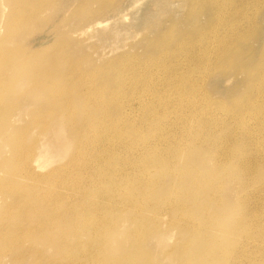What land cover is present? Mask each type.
I'll return each instance as SVG.
<instances>
[{
    "label": "rangeland",
    "instance_id": "1",
    "mask_svg": "<svg viewBox=\"0 0 264 264\" xmlns=\"http://www.w3.org/2000/svg\"><path fill=\"white\" fill-rule=\"evenodd\" d=\"M0 31V55L20 61H0V120L12 122L0 131V186L23 191L20 206L0 193V237L25 218L46 231L25 245L64 264H87L88 251L90 264H264V0H0ZM33 68L40 93L20 81ZM20 168L24 180L7 179ZM44 204L64 222L50 228ZM64 231L68 247L54 250ZM5 244L0 264H37L14 262Z\"/></svg>",
    "mask_w": 264,
    "mask_h": 264
},
{
    "label": "bare ground",
    "instance_id": "2",
    "mask_svg": "<svg viewBox=\"0 0 264 264\" xmlns=\"http://www.w3.org/2000/svg\"><path fill=\"white\" fill-rule=\"evenodd\" d=\"M40 1V0H39ZM43 2V1H42ZM41 2V3H42ZM82 2V1H81ZM17 3V2H16ZM23 3V2H22ZM21 3V4H22ZM204 3V2H203ZM18 4H19V2H18ZM24 4H26V3H24ZM27 4H28V2H27ZM2 5V4H1ZM3 6V5H2ZM16 6V5H15ZM24 5H22L21 7L22 8H24L23 7ZM17 7H18V5H17ZM27 8V7H26ZM31 9V8H30ZM213 9V8H212ZM18 10H19V8H18ZM18 10H17V12H18ZM25 10V9H24ZM35 9H33V11H34ZM37 10H39V9H37ZM36 11V10H35ZM34 11V12H35ZM25 12V11H24ZM213 12H214V10H213ZM21 15V14H20ZM23 15H24V13H23ZM30 15H32V14H30ZM13 17H15V15H13ZM15 18H17V17H15ZM14 18V19H15ZM14 19L12 20L13 22H14ZM20 19H21V17H20ZM22 19H24V18H22ZM18 21V20H17ZM12 22V23H13ZM16 22V21H15ZM221 24V23H220ZM225 24H227V23H225ZM229 24V23H228ZM14 26V25H13ZM208 26V25H207ZM214 26V25H213ZM225 26V25H224ZM225 27H227V26H225ZM168 28H170V27H168ZM202 29V28H201ZM220 29V28H219ZM218 29V30H219ZM228 29V28H227ZM200 31V30H199ZM220 31V30H219ZM1 32V31H0ZM199 33V32H198ZM198 33H197V35H198ZM214 33V32H213ZM189 34V33H188ZM208 34V33H207ZM162 35V34H161ZM169 35V34H168ZM167 35V36H168ZM206 35V34H205ZM164 36V35H163ZM163 36H161V38H163ZM189 37V36H188ZM192 37V36H191ZM194 37H196V36H194ZM6 38V36L5 35H3L0 39H5ZM169 38H170V36H169ZM203 38V37H202ZM185 39H186V37H185ZM194 39V38H193ZM163 40V39H162ZM166 40H167V38H166ZM183 40V39H182ZM210 40V39H209ZM178 41V40H177ZM189 41V40H188ZM192 41V40H191ZM203 41V40H202ZM210 41H212V40H210ZM157 42V41H156ZM156 42H155V44H156ZM167 42H168V40H167ZM166 42V43H167ZM174 43V42H173ZM176 43V42H175ZM204 43V42H203ZM161 44H163V42L161 43ZM160 44V45H161ZM194 45V44H193ZM162 46V45H161ZM165 46H166V44H165ZM173 46V45H172ZM222 46V45H221ZM230 46V45H229ZM219 47V46H218ZM161 48V47H160ZM163 48H164V46H163ZM194 48H195V46H194ZM226 48V47H225ZM165 49V48H164ZM218 49V48H217ZM175 50V49H174ZM211 50V49H210ZM220 50H221V48H220ZM227 50H228V48H227ZM29 51V50H28ZM160 51V50H159ZM224 52H226L225 51V49L223 50ZM31 52V51H30ZM29 52V53H30ZM223 53V52H222ZM21 54V53H20ZM20 54H18V55H20ZM25 54V53H24ZM23 54V55H24ZM231 55H236V52L235 51H232L231 52ZM21 58V57H20ZM2 60H4V61H7L8 60V63L9 62H12V61H14L15 60V64H13V66H15L16 64H18L20 61H19V56H17V54H12V53H8V52H3L2 53V55H0V61H2ZM209 60V59H208ZM4 61H2V62H4ZM211 62H213V61H211ZM119 63V62H118ZM214 64V63H213ZM12 66V67H13ZM18 66V65H17ZM115 66V65H114ZM74 67V66H73ZM120 67V66H119ZM15 68H16V66H15ZM26 69H27V67H26ZM34 69V70H33ZM32 70H33V72H36V74H34L33 75V77H28V78H26V77H22L21 79H20V81H23L24 83H30V82H36V85L38 86L39 85V83H40V78H38V73H37V71H36V68H33ZM75 69H76V67H75ZM48 70V69H47ZM74 70V69H73ZM77 70H79V69H77ZM10 71V66H6V68L5 69H3V68H1L0 69V94L2 93V89L4 88V86H6V85H4V80L6 81V79L8 78L7 76H6V74L8 73ZM71 71V70H70ZM255 71V70H254ZM261 71V70H260ZM263 71V70H262ZM72 72H75V71H72ZM256 72H257V70H256ZM47 73V72H46ZM54 74V73H53ZM50 75H51V73H50ZM261 75H264V73L263 74H261ZM6 76V77H5ZM5 77V78H4ZM13 80V79H12ZM12 80H10V82L12 81ZM187 80V79H186ZM19 81V82H20ZM42 82V81H41ZM58 82V81H57ZM64 82V81H63ZM69 82V81H68ZM65 83H66V81H65ZM43 84L44 85H46V88H42V89H44V90H49V91H53V92H56L55 91V87H54V84H53V82H49L47 79L43 82ZM184 84H186V83H184ZM21 85H22V83H21ZM43 85V87H45ZM65 85H67V83L65 84ZM107 85V84H106ZM186 85H188V84H186ZM23 86V85H22ZM71 86V85H70ZM185 86V85H184ZM58 87H60V86H58ZM62 87H63V85H62ZM252 87V86H251ZM64 88V87H63ZM69 88H71V87H69ZM253 88H255V87H253ZM60 89H62L61 87H60ZM59 89V90H60ZM107 89V88H106ZM252 89V88H251ZM256 89V88H255ZM260 89V88H259ZM58 90V91H59ZM118 90V89H117ZM40 91H41V89H40V87L38 86V88H37V90H35V93H40ZM98 91V90H97ZM104 91H106V90H104ZM264 91V90H263ZM263 91H261V92H263ZM108 92V91H107ZM185 92V91H184ZM251 92H252V90H251ZM52 93V92H51ZM75 93V92H74ZM255 93V92H254ZM257 93H260V92H257ZM50 94V93H49ZM55 94V93H54ZM59 94V93H58ZM57 94V95H58ZM97 94H98V92H97ZM97 94H95V95H97ZM263 94V93H262ZM60 95V94H59ZM68 95V94H67ZM66 95V96H67ZM70 95V94H69ZM250 95V94H249ZM253 95H255V96H257L258 97V95H256V94H253ZM1 96V95H0ZM66 96H65V98H66ZM80 96V95H79ZM82 96V95H81ZM260 96H261V94H260ZM83 97V96H82ZM246 97H248V96H246ZM253 97V96H252ZM257 97H256V99H257ZM262 97V96H261ZM260 97V98H261ZM109 97H107V99H108ZM259 98V97H258ZM63 99V98H62ZM107 99H105V100H107ZM246 99V98H245ZM248 99V98H247ZM251 99V98H250ZM255 99V98H254ZM256 99H255V101H256ZM24 100V99H23ZM64 100V99H63ZM259 100V99H258ZM260 100H262V99H260ZM251 101V100H250ZM246 102V104H248L249 105V103L247 102V101H245ZM258 102V101H257ZM4 103V102H3ZM71 103V102H70ZM115 103V102H114ZM255 103V102H254ZM254 103H253V105H254ZM6 104V103H5ZM243 104V103H242ZM4 105V104H3ZM8 105V103L6 104V106ZM47 105H50L51 107H53L54 106V99H50L49 101H47ZM118 105V104H117ZM252 105V104H251ZM250 105V106H251ZM2 106V105H1ZM118 106H120V105H118ZM245 106V105H244ZM3 107V106H2ZM5 107V106H4ZM83 107V106H82ZM258 107H259V105H258ZM258 107H255V111H256V108H258ZM251 108V107H250ZM253 108V107H252ZM251 108V109H252ZM65 109V111H66V107L64 108ZM73 109V108H72ZM245 109H246V107H245ZM245 109H244V112H245ZM248 109H249V106H248ZM3 110V109H2ZM51 110V109H50ZM4 111V110H3ZM75 111V110H74ZM252 112H253V110H251ZM258 111V110H257ZM248 112V111H247ZM1 113H3V112H1ZM73 112H71V114H72ZM249 113V112H248ZM70 114V113H69ZM82 114V113H81ZM64 115H65V112H64ZM67 115V114H66ZM65 115V116H66ZM18 116V115H17ZM16 117V116H15ZM89 118V117H88ZM101 118V117H100ZM39 119H41V118H39ZM39 119L37 118L36 120H38L39 121ZM43 119V118H42ZM20 120V119H19ZM73 119H71V121H72ZM100 120V119H99ZM41 121H44V119L43 120H41ZM81 121V120H80ZM101 121V120H100ZM0 122H2V123H0V131H1V129L3 128V127H6L7 126V128L8 127H11L12 126V122L10 123L9 121H7V122H4L2 119L0 120ZM20 122V121H19ZM37 122V121H36ZM89 122H91V121H89ZM96 122V121H95ZM43 123V122H42ZM82 123V122H81ZM44 124H45V121H44ZM43 124V125H44ZM47 124V123H46ZM45 124V125H46ZM115 124V123H114ZM42 125V126H43ZM45 125H44V127H45ZM79 125V124H78ZM86 125V124H85ZM25 128H27L26 126H24ZM114 127H115V125H114ZM130 127H132V126H130ZM42 129V128H41ZM80 129V128H79ZM84 129V128H83ZM90 129V128H89ZM104 129H106V128H104ZM33 130V129H32ZM76 131H77V129H76ZM79 131H81L82 132V130H79ZM78 131V132H79ZM33 132V131H32ZM20 133V132H19ZM53 133V132H52ZM80 133V132H79ZM91 133V132H90ZM24 135V134H23ZM20 136H21V134H20ZM16 137H17V139H18V136H17V134H16ZM76 137V136H75ZM16 139V140H17ZM34 140H36V139H34ZM87 140V139H86ZM18 141V140H17ZM42 141V140H41ZM22 142V141H21ZM39 142V141H38ZM32 143V142H31ZM40 143V142H39ZM50 143V142H49ZM19 144V143H18ZM23 144V143H22ZM35 144V143H34ZM53 144V143H52ZM15 145H17V144H15ZM28 145H30V144H28ZM43 145V144H42ZM87 145V144H86ZM24 146H26V144H24L23 145V147ZM37 146H38V144H37ZM19 147H22V146H19ZM22 147V148H23ZM40 147V146H39ZM16 148H17V146H16ZM51 150V149H50ZM22 151V150H21ZM44 151V150H43ZM42 151V152H43ZM46 151V150H45ZM48 151V150H47ZM15 152V151H14ZM23 153L22 154H20V156L18 155V161H19V163L20 164H23L24 162L26 163V164H29V168H30V163L29 162H27V160H26V157H25V152L24 151H22ZM39 152V151H38ZM50 152V151H49ZM49 152L48 153H45L46 155L47 154H49ZM21 153V152H20ZM29 153V155H31L32 154V149H30L29 151H27L26 150V155ZM51 153V152H50ZM53 153V152H52ZM51 153V154H52ZM33 155H35V154H33ZM37 156L33 159V162H35V164L36 163H38V161H40V163H43V164H45V162H47L48 160L47 159H45V160H40V157H41V154H40V152L39 153H37L36 154ZM42 155H44L43 153H42ZM28 156V155H27ZM49 156H51V155H49ZM16 157V156H15ZM33 157V156H32ZM55 157V156H54ZM153 157V156H152ZM152 157H151V160H153L152 159ZM28 158V157H27ZM23 159H24V161H23ZM156 159V158H155ZM30 160V159H29ZM17 161V160H16ZM31 161V160H30ZM53 161V160H52ZM155 161V160H154ZM166 161V160H165ZM164 161V162H165ZM81 162V161H80ZM112 162V161H111ZM151 162V161H150ZM18 163V162H17ZM43 164H37L38 166H42ZM114 164V163H113ZM156 164H157V162H156ZM167 164V163H166ZM109 165V164H108ZM112 165V164H111ZM117 165V164H116ZM32 166V165H31ZM37 166V167H38ZM28 167V166H27ZM36 167V166H35ZM44 167V166H43ZM66 167H67V165H66ZM17 168V167H16ZM32 168V167H31ZM38 168H40V167H38ZM23 168H20V170H19V173H18V176H15V175H13L14 174V172H16L17 170H15L14 172H13V176H9V178H7V179H9L11 182L12 181H18V180H21V179H23L24 178V176H28L27 174V172L26 173H24V174H22V172H21V174H20V171L22 170ZM33 169V168H32ZM41 169V168H40ZM43 169V168H42ZM148 169V168H147ZM113 170V169H112ZM6 171V170H5ZM24 171V170H23ZM36 171V170H35ZM44 171V170H43ZM42 171V172H43ZM74 171V170H73ZM32 172V171H31ZM34 172V171H33ZM44 172H46L47 173V171H44ZM102 172V171H101ZM101 172H100V174H101ZM121 172V171H120ZM124 172H125V170H124ZM1 173V172H0ZM39 173V172H38ZM72 173V172H71ZM99 173V172H98ZM109 173V172H108ZM108 173H107V175H108ZM30 174V173H29ZM53 174H55V173H53ZM106 174V173H105ZM44 175V174H43ZM70 175V174H69ZM73 175V174H72ZM80 175V174H79ZM97 175V174H96ZM107 175H106V178H107ZM110 173H109V177H110ZM117 175H119V174H117ZM120 175H122V174H120ZM119 175V176H120ZM3 176V175H2ZM61 176V175H60ZM99 176V175H98ZM101 176V175H100ZM112 176V175H111ZM17 177H18V180H16L17 179ZM33 177V176H32ZM113 177V176H112ZM70 178H71V176H70ZM69 178V179H70ZM120 179H121V177H119ZM29 179V178H28ZM28 179H26L25 178V180L27 181ZM24 180V179H23ZM54 180V179H53ZM82 180V179H81ZM118 180V179H117ZM29 181V180H28ZM38 181H40V180H38ZM70 181V180H69ZM121 181V180H120ZM4 182V181H3ZM14 182H13V184H14ZM30 182H31V180H30ZM37 182V181H36ZM41 182V181H40ZM104 182H106V181H104ZM104 182H103V184H104ZM122 182V181H121ZM16 183V182H15ZM33 183V182H32ZM38 183V182H37ZM46 183V182H45ZM117 183V182H116ZM8 184V183H7ZM12 184V185H13ZM28 184V183H27ZM27 184H25V185H27ZM47 184V183H46ZM118 184H119V182H118ZM195 184V183H194ZM9 185V184H8ZM15 185V184H14ZM17 185H18V183H17ZM38 185V184H37ZM48 185V184H47ZM61 185V184H60ZM116 185V184H115ZM33 186V185H32ZM44 186H46L45 184H44ZM54 187H55V185H53ZM82 186H83V184H82ZM85 186V185H84ZM17 187H19V186H17ZM25 187V186H24ZM34 187V186H33ZM33 187H31V190H32V188ZM49 187H51V186H49ZM61 187H62V185H61ZM69 187V186H68ZM73 187V186H72ZM102 187V186H101ZM218 187H219V185H218ZM21 188H23V187H21ZM43 188V187H42ZM45 188V187H44ZM47 188H48V186H47ZM56 188H57V186H56ZM70 188H71V186H70ZM82 188H84V187H82ZM120 187H118V189H119ZM17 189V188H16ZM100 189V188H99ZM125 188H123V190H124ZM173 189V188H172ZM179 189V188H178ZM36 190V189H35ZM39 190V189H38ZM38 190H36V192L38 191ZM41 190H43V189H41ZM40 190V191H41ZM47 190V189H46ZM49 190V189H48ZM66 190V189H65ZM90 190V188L88 189V190H86V191H89ZM96 190V189H95ZM115 190V189H114ZM120 190V189H119ZM129 190V189H128ZM130 190H131V188H130ZM22 191V190H21ZM21 191H16L17 193H21ZM24 191H25V189H24ZM34 191V190H33ZM33 191H32V193H33ZM54 191V190H53ZM148 191V190H147ZM173 191H174V189H173ZM13 193L12 192V190H11V188H9V187H7V186H5V185H3V186H0V193L1 194H3L4 196L3 197H9L10 199H11V202H10V204L9 205H11L12 203H13V205H17L18 203H19V206H20V203L22 202V199L21 198H19V195H17V193ZM23 192V191H22ZM26 192V191H25ZM39 192V191H38ZM37 192V193H38ZM67 193H68V191H66ZM76 192L77 191H75V193L74 194H76ZM89 192H92L91 190L89 191ZM115 192V191H114ZM139 192V191H138ZM217 192V191H216ZM27 193V192H26ZM37 193H35V194H37ZM54 193V192H53ZM57 193V192H56ZM73 193V192H72ZM94 193V192H93ZM45 194V193H44ZM44 194H41V195H44ZM61 194V193H60ZM73 194V195H74ZM101 194V193H100ZM129 194V193H128ZM49 196H50V194H48ZM62 195V194H61ZM99 195V194H98ZM116 195V194H115ZM135 195V194H134ZM45 196H46V194H45ZM48 196V197H49ZM77 196V195H76ZM81 196V195H80ZM93 196V195H92ZM95 196V195H94ZM93 196V197H94ZM128 196V195H127ZM146 196V195H145ZM32 197H33V194H32ZM50 197H52V196H50ZM56 197V196H55ZM58 197V196H57ZM56 197V198H57ZM69 197V196H68ZM73 197H75V196H73ZM96 197H98V196H96ZM111 197V196H110ZM113 197V196H112ZM147 197V196H146ZM37 199H38V197H36ZM61 198V197H60ZM79 198V197H78ZM82 198V197H81ZM80 198V199H81ZM89 198V197H88ZM107 198H109V197H107ZM46 199V198H45ZM69 199V198H68ZM85 199V198H84ZM83 199V200H84ZM102 199V198H101ZM106 199V198H105ZM112 199V198H111ZM128 199V198H127ZM24 200V199H23ZM39 200V199H38ZM51 200V199H50ZM66 200V199H65ZM72 200V199H71ZM94 200H97L96 198L94 199ZM103 200V199H102ZM107 200H109V199H107ZM36 201V200H35ZM55 201H56V199H55ZM73 201V200H72ZM74 201H75V199H74ZM77 201V200H76ZM90 200H88V202H89ZM160 201V200H159ZM47 202V201H46ZM79 202V201H78ZM78 202H77V204H78ZM84 202V201H83ZM92 202V201H91ZM99 202V201H98ZM103 202V205L105 204V202H107V201H102ZM158 202V201H157ZM26 203H27V207H29L28 206V201L26 200ZM25 203V204H26ZM6 204H7V202H6ZM51 204H52V202H51ZM50 204V205H51ZM72 204H73V202H72ZM86 204H87V202H86ZM117 204H118V202H117ZM121 204H123V202H121ZM140 204H141V202H140ZM146 204L148 205V202H146ZM160 204H161V202H160ZM162 204H163V202H162ZM30 205V204H29ZM45 205H48V204H44V206ZM66 205V204H65ZM74 205V204H73ZM73 205H71V209H72V206ZM92 205V204H91ZM106 205V204H105ZM104 205V206H105ZM112 205V204H111ZM114 205H116V204H114ZM139 205V204H138ZM150 205V204H149ZM148 205V206H149ZM26 206V205H25ZM78 206V205H77ZM84 206V205H83ZM118 206V205H117ZM117 206H115V207H117ZM160 206V205H159ZM7 207H8V205H7ZM6 207V208H7ZM10 207V206H9ZM13 207V206H12ZM22 207V206H21ZM33 207V206H32ZM36 207H38V206H36ZM57 207V209H58V205L56 206ZM68 207V206H67ZM67 207H64V209L65 208H67ZM75 207H76V205H75ZM85 207V206H84ZM102 207V209H104L103 208V206H101L100 205V207H98V208H101ZM110 207V206H109ZM108 207V208H109ZM120 207L121 206H119L118 208L120 209ZM158 207V206H157ZM5 208V207H4ZM11 208V207H10ZM13 208H16L15 206L13 207ZM18 208V207H17ZM55 208V207H54ZM86 208V207H85ZM138 208H140V207H138ZM167 208V207H166ZM178 208H179V204H178ZM181 208V207H180ZM25 209H26V207H25ZM25 209H23V210H25ZM28 209V208H27ZM56 209V210H57ZM63 209V210H64ZM69 209V208H68ZM75 209V208H74ZM88 209V208H87ZM91 209V208H90ZM113 209V207L111 208V210ZM125 209V208H124ZM141 209V208H140ZM165 209V208H164ZM170 209V208H169ZM5 210V209H4ZM19 210V209H18ZM21 211H22V208L20 209ZM31 210V209H30ZM34 210V209H33ZM36 210V209H35ZM45 210H46V213L49 215V218H50V220H48V222L47 221H45V223L47 222V224L49 225V227L50 228H54V226L56 225H54V226H52V225H50L51 223H53V222H57L56 220H62L63 222H64V219L66 218V214H61V213H57L56 211H55V209H53V208H50V206L48 207V206H45ZM70 210V209H69ZM93 210V209H92ZM96 210V209H95ZM98 210V209H97ZM100 210V209H99ZM107 210V209H106ZM178 210V209H177ZM181 210V209H180ZM11 211V210H10ZM59 211H62V210H59ZM72 211H73V209H72ZM113 211V210H112ZM121 211V210H120ZM188 211V210H187ZM5 212H6V210H5ZM19 212V211H18ZM66 212V211H65ZM80 212V211H79ZM94 212H96V211H94ZM117 212V211H116ZM14 213V212H13ZM21 213V212H20ZM26 212H24V214H25ZM34 213V212H33ZM70 213H72L73 214V212H71L70 211ZM74 213H75V211H74ZM85 213V212H84ZM133 213H134V211H133ZM140 213H141V211H140ZM157 213V212H156ZM168 213V212H167ZM11 215H12V213H10ZM34 214H36V213H34ZM87 214V213H86ZM88 214H89V211H88ZM92 214V213H91ZM94 214V213H93ZM95 214H98V213H95ZM100 214H101V212H100ZM69 215H71V214H69ZM74 215V214H73ZM83 215V214H82ZM151 215H152V213H151ZM7 216V215H6ZM6 216H3V217H6ZM89 216V215H88ZM93 216V215H92ZM96 216V215H95ZM94 216V217H95ZM98 216H101V215H98ZM153 216V215H152ZM97 217V216H96ZM24 218V217H23ZM36 218L37 219H39V220H41L40 219V217L39 216H36ZM79 218V217H78ZM90 218V217H89ZM130 219H131V216L129 217ZM133 219L135 218V217H132ZM188 218V217H187ZM76 219V218H75ZM86 219V218H85ZM92 219V218H91ZM98 219V218H97ZM96 219V220H97ZM101 219V218H100ZM105 220V219H104ZM104 220L102 221V222H104ZM139 220H140V218H139ZM176 220V219H175ZM178 220H180L179 218H178ZM187 220V219H186ZM36 221V220H35ZM49 221H51V223L49 224ZM84 221V220H83ZM89 220H87V222H88ZM91 221H93V220H91ZM90 221V222H91ZM100 221V220H99ZM173 221V220H172ZM189 221V220H188ZM188 221H187V223H188ZM41 221H36V223L35 224H33V225H30V224H28L27 223V220L25 221V218L24 219H22L21 218V220L20 221H18L17 223H16V225H14L15 227H17L18 228V233H16L15 231V233H11L9 236H7L6 238L7 239H9V237H10V239L9 240H6L5 241V239L6 238H2V237H0V246H1V244L2 243H6L5 245L7 246V252H9V253H17L16 255H11V257H12V259H13V261L14 262H19V261H21L22 259H24V258H26V256H32L33 257V262L34 261H36L37 262V264H54L53 262L55 261V260H58L59 262H62L63 264H64V256L62 257H60V258H52V259H49L48 257H46V256H44V254L42 253V251H40L39 250V248L38 247H35V246H30V245H25V243L27 242L28 244L29 243H33L34 241H35V239H36V237L37 236H42V235H44L43 233L44 232H46V231H43V230H41V228H40V226L41 225H39V223H40ZM85 223H86V220L84 221ZM93 222H95V221H93ZM155 222V221H154ZM153 222V223H154ZM171 222V221H170ZM190 222V221H189ZM20 223V225H18ZM80 223V222H79ZM79 223H77V225L79 224ZM83 223V222H82ZM85 223H83V224H85ZM89 223V222H88ZM92 223V222H91ZM186 223V222H185ZM185 223H182V226H183V224L185 225ZM5 224V223H4ZM4 224H3V226H4ZM83 224H81L80 223V225L82 226ZM90 224V223H89ZM97 224V223H96ZM101 224V223H100ZM171 224V223H170ZM174 224H175V222H174ZM194 224V223H193ZM1 225V224H0ZM9 225V224H8ZM10 225H11V223H10ZM80 225H78V227L80 226ZM87 225V224H86ZM98 225V224H97ZM187 225V224H186ZM195 225V224H194ZM2 226V227H3ZM7 226V225H6ZM25 226V227H24ZM85 226V225H84ZM110 226V225H109ZM145 226V225H144ZM1 226H0V228H2ZM5 227V226H4ZM4 227H3V230H5L4 229ZM42 227V226H41ZM43 227H45V226H43ZM189 227H191V226H189ZM193 227V226H192ZM79 228H81V227H79ZM188 228V227H187ZM195 228H196V226H195ZM198 228V227H197ZM15 229V228H14ZM73 229H74V227H73ZM88 229V228H87ZM190 229V228H189ZM193 229V228H192ZM48 230H50L49 228H48ZM82 230V229H81ZM91 231H92V229H90ZM132 230H133V228H132ZM191 230V229H190ZM206 230V229H205ZM85 231V230H84ZM90 231V232H91ZM93 231H95L94 229H93ZM192 231V230H191ZM194 231V230H193ZM193 231H192V233H193ZM76 232V231H75ZM132 232V231H131ZM2 233H4V232H2ZM1 233V234H2ZM61 233V232H60ZM72 233H73V230H72ZM79 233V232H78ZM84 233V232H83ZM7 234V231H6V233H5V235ZM77 234V233H76ZM75 234V235H76ZM91 234H92V232H91ZM67 235V233L64 231L62 234H58V238L56 239L57 241V245H56V247H54V250H65L66 249V247H68V244H69V242L68 241H66V238L67 237H65ZM95 236H97V234H94ZM83 237V236H82ZM93 237V236H92ZM79 238V237H78ZM80 239V238H79ZM91 239V238H90ZM138 239H139V237H138ZM209 239V238H208ZM207 239V240H208ZM81 240V239H80ZM4 241V242H3ZM98 241V240H97ZM75 242V241H74ZM77 242H79V241H76V243ZM83 242V241H82ZM139 242V241H138ZM81 243V242H80ZM84 244H86V242L84 243ZM90 244H91V241H90ZM79 245L80 244H78V247H79ZM75 246H76V244H75ZM87 246H89V244L87 245ZM5 247V246H4ZM12 247V248H11ZM78 247L77 248H75V249H78ZM103 247V245H101V246H99L98 248H99V250L101 249ZM2 247H0V249H1ZM71 249V248H70ZM74 249V250H75ZM94 249V248H93ZM103 249V248H102ZM1 251V250H0ZM6 251V250H5ZM69 251V250H68ZM88 251V250H87ZM79 252H82V251H79ZM95 252H96V250H95ZM134 253V248H131L130 250H129V252H128V254L129 255H132ZM219 253V252H218ZM81 255H83V253H80ZM93 254H95V253H93ZM67 255V254H66ZM70 256V258L72 257L71 255H69ZM90 256H91V252H87L86 253V255H85V261L86 260H88V263L87 264H90V262H89V259H90ZM99 258V257H98ZM69 259V257L67 258V260ZM73 259V258H72ZM70 260V259H69ZM119 261V260H118ZM195 261V260H194ZM81 262V261H80ZM82 262H84V260L82 261ZM94 262V261H93ZM57 263V262H56ZM55 263V264H56ZM78 263V262H77ZM76 263V264H77ZM59 264V263H58ZM65 264H72V262H71V260L70 261H67ZM101 264V263H100ZM110 264V263H109ZM118 264H132V263H130L129 261L127 262V263H123V262H121V263H118ZM184 264V263H183Z\"/></svg>",
    "mask_w": 264,
    "mask_h": 264
}]
</instances>
